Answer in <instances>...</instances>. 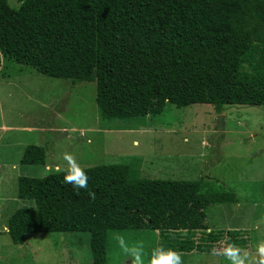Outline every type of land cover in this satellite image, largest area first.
Segmentation results:
<instances>
[{
	"label": "trees",
	"instance_id": "16d2710c",
	"mask_svg": "<svg viewBox=\"0 0 264 264\" xmlns=\"http://www.w3.org/2000/svg\"><path fill=\"white\" fill-rule=\"evenodd\" d=\"M21 1L0 0V69L5 56L48 77L96 82L103 120L132 130L171 104L264 106V0ZM46 151L27 145L21 164L45 165ZM83 169L87 189L54 171L39 179L35 205L18 211L51 231L89 233V264H108L115 229L158 230L165 250L210 253L215 241L180 232L206 229L211 206L239 202L203 178L142 177L132 161Z\"/></svg>",
	"mask_w": 264,
	"mask_h": 264
},
{
	"label": "rangeland",
	"instance_id": "374dc122",
	"mask_svg": "<svg viewBox=\"0 0 264 264\" xmlns=\"http://www.w3.org/2000/svg\"><path fill=\"white\" fill-rule=\"evenodd\" d=\"M8 2L17 9L22 1ZM96 94V82L73 84L2 56L0 264L93 261L89 233L51 231L46 220L18 211L35 205L40 178L67 168L65 153L82 168L132 161L142 177L203 178L218 190L235 191L239 202L208 209L206 229L180 235L196 243L202 237L213 240L217 251L245 245L242 250L256 255L264 241V106L226 105L217 112L208 104H171L156 119L147 117L128 130L131 122L102 119ZM29 144L46 147L45 165L21 164ZM117 235L130 244L143 241L144 264H150L153 249L159 247L158 230L110 231L108 264H127ZM181 254L183 264H230L212 252Z\"/></svg>",
	"mask_w": 264,
	"mask_h": 264
},
{
	"label": "clouds",
	"instance_id": "9594fccd",
	"mask_svg": "<svg viewBox=\"0 0 264 264\" xmlns=\"http://www.w3.org/2000/svg\"><path fill=\"white\" fill-rule=\"evenodd\" d=\"M63 159L67 161V168L64 170L65 184H71L75 189H87L88 176L84 169L76 162L73 155L65 153ZM89 196L94 200L95 193L89 192ZM121 252L127 257V264H144V242L137 241L129 243L123 235L115 236ZM213 255L223 256L230 264H264V241L260 242L256 248V255H250L248 251L232 244L222 251L212 250ZM150 264H183L182 254L172 249L165 250L163 247L153 249Z\"/></svg>",
	"mask_w": 264,
	"mask_h": 264
}]
</instances>
